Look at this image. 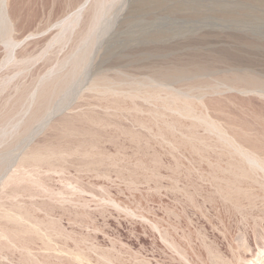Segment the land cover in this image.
Listing matches in <instances>:
<instances>
[{
  "label": "rangeland",
  "instance_id": "obj_1",
  "mask_svg": "<svg viewBox=\"0 0 264 264\" xmlns=\"http://www.w3.org/2000/svg\"><path fill=\"white\" fill-rule=\"evenodd\" d=\"M0 3V264L264 258V0Z\"/></svg>",
  "mask_w": 264,
  "mask_h": 264
},
{
  "label": "bare ground",
  "instance_id": "obj_2",
  "mask_svg": "<svg viewBox=\"0 0 264 264\" xmlns=\"http://www.w3.org/2000/svg\"><path fill=\"white\" fill-rule=\"evenodd\" d=\"M2 2V1H1ZM5 1H3V7H5L6 5H5ZM1 4V3H0ZM1 7V6H0ZM2 7V8H3ZM5 9H6V7H5ZM4 9V10H5ZM6 12V11H5ZM6 16V15H5ZM250 161V160H249ZM260 161V160H259ZM260 163V162H259ZM258 163V164H259ZM257 165V164H256ZM264 165V164H263ZM258 166V165H257ZM262 166V165H261ZM264 167V166H263ZM247 264H264V258L261 260V257H259L258 255H255L254 256V258L249 262V263H247Z\"/></svg>",
  "mask_w": 264,
  "mask_h": 264
}]
</instances>
